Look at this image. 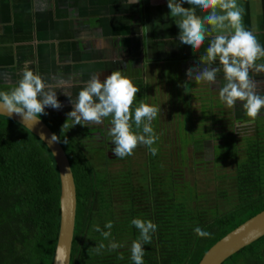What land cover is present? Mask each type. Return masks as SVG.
I'll return each mask as SVG.
<instances>
[{
    "label": "trees",
    "instance_id": "obj_1",
    "mask_svg": "<svg viewBox=\"0 0 264 264\" xmlns=\"http://www.w3.org/2000/svg\"><path fill=\"white\" fill-rule=\"evenodd\" d=\"M134 85L140 91L133 109L140 100L145 102L143 83ZM206 96L196 98L199 107L188 103L184 115L175 111L166 115L164 124L163 120L152 122L159 136L153 145L158 152L152 156L139 145L134 151L143 152V157L136 171L111 169L101 142L85 145L58 118L49 113L40 117L67 155L76 187L69 264H132L131 244L139 238L131 224L134 218L157 225L151 243L143 246L144 264H198L218 239L264 209V111L248 132L239 133L231 129L233 117L223 114L230 112L241 119L244 113L222 108ZM205 100L211 104L201 102ZM204 121L210 122L209 130L202 129ZM170 129L182 136L173 144H194L211 155L212 190L201 179L183 176V169L189 166L183 152L177 159L167 157L164 146ZM202 160L191 161L192 168H203L198 166ZM59 198V174L49 148L21 124L0 115V264H52L59 232ZM108 221L113 227L105 240L93 225L107 231L104 225ZM197 226L212 235L198 237L193 231ZM113 240L121 247L109 251L107 245ZM100 243L106 247L96 254L93 248ZM222 264H264V235Z\"/></svg>",
    "mask_w": 264,
    "mask_h": 264
},
{
    "label": "crops",
    "instance_id": "obj_2",
    "mask_svg": "<svg viewBox=\"0 0 264 264\" xmlns=\"http://www.w3.org/2000/svg\"><path fill=\"white\" fill-rule=\"evenodd\" d=\"M238 3L245 9V27L256 25L255 34L264 45V0ZM169 11L167 0H140L131 5L126 0H0V87L14 86L27 65L56 91L63 105L59 110L48 107L45 111L62 126L67 123L65 128L84 144L102 142L107 136L98 132L109 126V119H105L101 125L71 127L67 117L72 110L69 97L75 99L93 73H99L103 81L112 71L120 70L132 82L143 83L145 102L160 106L159 114L177 111L184 115L188 103L194 107L200 104L188 96L190 90H200L194 81L189 82L187 92L181 85L186 81V70L204 54L208 40L194 51L180 45L179 29ZM220 76L222 73L218 79ZM250 76L262 94L260 73L250 72ZM204 85L207 99L225 107L215 85ZM234 109L243 112L239 102ZM161 120L156 118V122Z\"/></svg>",
    "mask_w": 264,
    "mask_h": 264
},
{
    "label": "clouds",
    "instance_id": "obj_3",
    "mask_svg": "<svg viewBox=\"0 0 264 264\" xmlns=\"http://www.w3.org/2000/svg\"><path fill=\"white\" fill-rule=\"evenodd\" d=\"M140 0H126L128 5L139 3ZM187 4L188 7H183ZM168 15L173 18L179 29L177 40L180 45L199 50L208 40L204 54L198 63L186 70V81L181 85L185 92L189 90V82L215 85L218 99L228 108H234L237 102L244 114L255 120L264 109V95L256 90V82L250 72L264 73V45L257 39L258 27H245L243 17L245 9L238 0H167ZM202 15H197V12ZM222 76L218 79V74ZM220 79L223 84L220 85ZM140 88L120 70L112 71L101 81L99 73H93L78 91L75 99L69 97L72 110L67 113L72 125H101L109 119L106 129L107 136L113 145L112 153L116 158L131 156L134 150L143 145L155 156L158 152L153 145L159 140L152 122L161 112L160 106H153L140 100L133 109L136 94ZM59 110L63 105L56 96V91L46 84L43 78L34 73L27 65L23 67L20 78L9 90H0V112L9 117L16 115L22 121L39 123L42 115H47L45 108ZM63 127L68 128L67 123ZM135 128V130H134ZM57 139L55 134L51 137ZM67 143V140L64 141ZM139 231V238L134 240L130 248L132 264H144V245L151 243L157 225L151 220L134 218L131 221ZM113 222L108 221L102 230L93 225V230L100 232L107 240L111 236ZM200 238L212 234L197 226L193 229ZM106 246L100 243L93 248L96 254ZM121 247L117 242L110 241L109 251ZM123 259V255H120Z\"/></svg>",
    "mask_w": 264,
    "mask_h": 264
},
{
    "label": "water",
    "instance_id": "obj_4",
    "mask_svg": "<svg viewBox=\"0 0 264 264\" xmlns=\"http://www.w3.org/2000/svg\"><path fill=\"white\" fill-rule=\"evenodd\" d=\"M0 115L16 121L39 138L49 148L55 159L60 180V221L52 264H69L75 226L76 187L67 155L58 140L51 138L52 131L41 119L39 123H33L22 121L16 115L9 117L2 112ZM262 235H264V209L218 239L203 254L198 264H222L227 257Z\"/></svg>",
    "mask_w": 264,
    "mask_h": 264
},
{
    "label": "rangeland",
    "instance_id": "obj_5",
    "mask_svg": "<svg viewBox=\"0 0 264 264\" xmlns=\"http://www.w3.org/2000/svg\"><path fill=\"white\" fill-rule=\"evenodd\" d=\"M259 76V73H256ZM260 76H264V73H260ZM253 77V76H252ZM135 82H133L134 84ZM197 90H200V94H205L204 90L207 89V86L204 85V83L199 84L198 85ZM198 92H195V90H190L189 96H192V98L194 100H197L196 98H198V96L200 95ZM197 102V101H196ZM199 107V106H196ZM226 109H228L229 111L233 112V108H228L226 107ZM264 111V109L261 110V112ZM171 112V111H170ZM170 112L168 113V115H170ZM167 114H158L157 119H162L163 120V124L166 122L167 120ZM227 115H229L232 118V125H231V129L239 132V133H246V131L248 132L250 130V125L252 124L253 120L248 118L245 114L244 116L240 117L241 119H238L237 117L235 118L234 116H232V113H227L225 112V114H223V117H227ZM194 117V116H193ZM244 117V118H243ZM182 118L184 119V116H182ZM161 120V121H162ZM182 120V119H181ZM219 124L221 122H218ZM229 123V121L227 122ZM226 124V122L224 121L223 123ZM203 126V127H202ZM230 126V125H229ZM202 129L205 128L204 130H209L210 128V122L209 121H204L203 124H201ZM230 129V128H228ZM106 130H101L98 132L99 135L102 136H107V133H105ZM207 135H209V132L206 133ZM168 137L165 140V154L167 155V157L169 159H177L176 156H182V155H178L180 152H183L185 156H187V162L189 164V166L187 165L184 169H183V176L186 177L187 179L191 180V178L196 177L198 180H203V185H205L207 187L208 190H212L213 184L214 182L211 180L212 179V172L210 171V169L212 168L211 165V155L208 154V152L205 149H202L203 147H198L195 146L194 144H186V145H175L173 144L175 139H179L180 136L179 133H177L175 131V129H170L169 133H168ZM168 141L172 142V144H170L168 146ZM168 143V144H167ZM98 144H102V147H105V152L107 154V156L109 157V165L112 169V167H114V169H129L132 171H136L138 169H140V162L142 161V157H143V152H140L139 150L134 151L133 155H131L129 157V159L127 160V157L125 158H116L114 156V154L111 151V148L113 147V145L110 142V138L107 136V138H103V141L101 143ZM86 145V144H85ZM210 147V145H208ZM199 151H198V150ZM195 156V157H194ZM200 157H203L202 161H198V166L200 165H204L203 168H192L193 163L191 161H193L194 159H200ZM203 161L205 162L204 164ZM202 162V163H201ZM207 178H210L211 181H209Z\"/></svg>",
    "mask_w": 264,
    "mask_h": 264
},
{
    "label": "flooded vegetation",
    "instance_id": "obj_6",
    "mask_svg": "<svg viewBox=\"0 0 264 264\" xmlns=\"http://www.w3.org/2000/svg\"><path fill=\"white\" fill-rule=\"evenodd\" d=\"M259 77H260V78H258V79H260V80H261V79H263V81H264V78H263V76H259ZM258 79H257V80H258ZM260 88H261V90H260V91H261V92H262V94L264 95V86H260ZM97 135H98V134H97Z\"/></svg>",
    "mask_w": 264,
    "mask_h": 264
}]
</instances>
